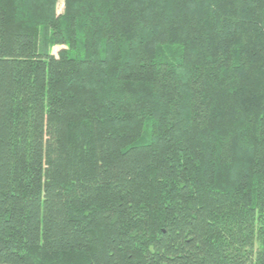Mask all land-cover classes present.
Instances as JSON below:
<instances>
[{"label":"trees","instance_id":"trees-1","mask_svg":"<svg viewBox=\"0 0 264 264\" xmlns=\"http://www.w3.org/2000/svg\"><path fill=\"white\" fill-rule=\"evenodd\" d=\"M57 4L0 0V264H264V0Z\"/></svg>","mask_w":264,"mask_h":264},{"label":"rangeland","instance_id":"rangeland-1","mask_svg":"<svg viewBox=\"0 0 264 264\" xmlns=\"http://www.w3.org/2000/svg\"><path fill=\"white\" fill-rule=\"evenodd\" d=\"M65 10V0H58V4H57V12L58 13H63ZM62 46H54L53 48V52L55 54L58 53L59 49H61Z\"/></svg>","mask_w":264,"mask_h":264}]
</instances>
